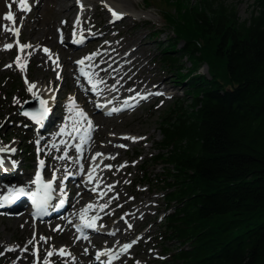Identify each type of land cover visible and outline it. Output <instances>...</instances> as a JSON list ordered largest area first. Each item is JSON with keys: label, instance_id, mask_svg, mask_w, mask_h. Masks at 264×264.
<instances>
[{"label": "trees", "instance_id": "16d2710c", "mask_svg": "<svg viewBox=\"0 0 264 264\" xmlns=\"http://www.w3.org/2000/svg\"><path fill=\"white\" fill-rule=\"evenodd\" d=\"M176 13L161 11L172 33L162 60L183 97L153 158L171 210L164 263L264 264V0H250L245 19L229 0H176Z\"/></svg>", "mask_w": 264, "mask_h": 264}, {"label": "rangeland", "instance_id": "374dc122", "mask_svg": "<svg viewBox=\"0 0 264 264\" xmlns=\"http://www.w3.org/2000/svg\"><path fill=\"white\" fill-rule=\"evenodd\" d=\"M30 1L34 5V10L31 13L21 11L24 16L19 18L16 26H14L18 27L19 31H24L22 39L25 36L30 37L31 29L26 24L28 20L30 23L32 22L34 13L37 12V0ZM135 1L137 3L133 2L129 6L126 5L124 7L126 12L132 17L131 21L127 24L122 22L115 23V27L111 30L107 39L113 37L115 42L120 43L126 36L125 38L133 41L131 46L119 51V55H124L135 48L136 57L138 58L134 62L133 68H131L132 58L130 56L125 57V65H120L122 70L129 74L128 79L132 78V81L127 84L128 87H135L136 82L143 81L144 91L152 84H156L160 86L159 91L165 94L153 95V98L141 101L140 104L132 109L116 114L103 116L95 109L92 111L95 115L100 114L102 117L101 122L95 126L96 132L94 133L97 143L102 142L103 137L109 133L125 135L131 139L136 138L135 142L132 139L133 144L119 142V145H125V147H120L119 152L114 151L107 154L111 157L119 155L117 161L114 164L107 162L103 165L111 169L106 174L105 187L108 186L112 189L113 194L110 199L117 198V202L109 207L108 212L110 215L107 216V213L96 215L99 218L102 217L97 222L101 232L91 233L85 237L84 241L88 245L84 246L82 254L80 249L84 244L75 245L80 240L75 223L72 224L73 230L71 233H69V230L64 231V228L56 232V229L60 226L59 218L36 224L28 215L23 203L19 205L20 208H23L22 211H19L20 208L13 207V205L0 209V264H45L46 260L50 261V264H106L104 263L105 258L102 257L98 258V262L94 261L97 259L96 256L90 259L89 251L91 250V253L98 255V252L102 249L115 247L121 249L128 243H131L132 246L130 245L128 250L123 253L125 258L112 264H165L163 260L164 239L162 238L160 227L169 210L167 211L166 209L162 184H159V179L164 178V169L162 166L156 165L153 158L157 153L155 144L161 139L159 129L162 119L169 108L177 100H180L179 98L183 97L182 86L177 82L178 70L167 66L162 60V48L172 33L162 25L161 11L162 9H170L172 13L177 14L176 0ZM191 1L195 2V0H188V2ZM229 2L238 4L239 12L243 19L249 16L250 0H229ZM16 5L19 8V0H16ZM13 10H15V7L8 0L0 1V27H7V22L3 17ZM90 18V15L86 17V22H89ZM9 28L11 29L12 27L9 26ZM89 30L92 37L75 47L72 44L73 40L65 36L63 30L59 27L60 48H70V50L79 51L86 48L87 44L97 38L103 40L104 32L97 31L95 28ZM161 30H164V32H160ZM94 31H97V33L94 34ZM20 38V33L18 38L13 34L5 38L0 30V48L5 49L6 45H13L11 50H4L0 53V148L6 147L14 153L6 159L8 163H11L16 168H14L15 173H4V167L0 166V197L12 187L22 188L23 183L33 181L34 174L39 170L38 165L41 160L44 161V172L48 179H51L54 174L67 177V172H63L62 166L57 164L61 157L66 156L67 152L62 150L53 154L51 150L43 151L42 140L46 138L47 132H58L57 128L62 124L63 120L70 116L68 102L71 97L76 95L77 85L69 78L65 80L60 71L58 72V82L52 80V75L49 74L48 82H46L56 85L54 89L58 93V106L49 112L48 117L45 119L46 121L39 124V126H37L36 122L34 123L27 117L22 116L20 108L26 101L35 98L28 91V84L32 82L28 78V74L42 79L44 78L42 76L43 73H47L31 65L30 52H27L29 55L26 61V71L22 72L17 67L15 61L17 56H21L17 39L19 40V45L30 44L27 41L23 42ZM182 44L179 43V46ZM44 47L46 48V46ZM87 50L90 51L78 54L75 63H73L76 68L78 67L76 62L80 58H85V56L93 52L91 48ZM53 54L57 55L58 52L54 51ZM181 63L186 68L190 67V63L186 59H183ZM7 65L12 66L6 67ZM59 67L60 63L56 68L58 69ZM142 69L145 72L143 71L140 74L139 72ZM198 72L208 77L210 76V70L207 65L199 68ZM75 77L76 84L80 86V91L85 90L87 92V85L83 83L84 77L82 76L81 78L78 73L75 74ZM126 81L121 80L120 82L124 84ZM131 92L133 91H129L127 94ZM90 100H94L93 96L90 97ZM56 119H60V121L55 126H52L50 120L55 122ZM45 123H48V125H45ZM49 140L55 143L56 137ZM91 150L92 154L96 153L93 152V147ZM76 154L74 152L72 155L73 159H75ZM91 155L89 163L93 162ZM113 167L115 169H112ZM113 185L116 188L112 187ZM87 187L91 188V185H87ZM77 189L78 183L74 181L68 191L66 190L69 198L66 206L76 196L75 191ZM125 202H128L129 205L123 207ZM102 206H105L103 208H108L110 205L105 201ZM132 206L138 208L139 211L132 218H128L125 214L134 209H131ZM20 215L22 217H19ZM118 220H121L123 224L121 228L117 226L115 229V221ZM111 233L113 235L110 236ZM122 234L126 235L124 240L119 239ZM42 238H46L47 242L44 243L45 241ZM106 238L111 239L112 242L109 243ZM30 241L31 243H29ZM60 249L67 250V254L70 255L60 256ZM37 250L39 252V260L34 255ZM48 252H52L53 255L49 257L47 255ZM85 257H89V260L86 261Z\"/></svg>", "mask_w": 264, "mask_h": 264}, {"label": "bare ground", "instance_id": "6f19581e", "mask_svg": "<svg viewBox=\"0 0 264 264\" xmlns=\"http://www.w3.org/2000/svg\"><path fill=\"white\" fill-rule=\"evenodd\" d=\"M1 1V0H0ZM12 5H14L15 10L11 11L15 17V25H13L11 22H7V27L11 26L12 28L16 26V22L19 18L23 17V13L19 10V8L16 5V0H8ZM135 3V0H37L36 3V10L37 12L34 13V18L30 21H27L26 26H30V37L25 36L22 39V36L24 34V31L20 30V40L23 42L27 41L30 42L32 45L31 48L25 49L23 53H21L22 63L24 62V58H28V53H31V65H33L34 68H38V70L45 71L47 74L43 73V77H40L42 79L34 77V75H29L28 78L32 80L31 84H35L36 87L30 92L32 95L35 93L36 95H33L35 98H40L41 100L47 101L46 107L50 109V111H53L55 107L58 106L57 103V96L58 93L54 89L56 85H52L47 83L48 82V75H52V80H55V82H58V72L60 71L63 74V77H65V80L67 78L71 79L73 83H75L77 93L68 102V109L69 105L74 100L76 109L82 110L85 115L87 116L88 121H91L92 127L91 129L88 128L87 122H83L79 125L80 132L75 133L77 136L84 137L86 140L91 141L93 145H97L98 149L95 154L92 155V165L89 168V173L93 168H97V170L92 173L94 176V179L91 182H88V174L86 176H76V172L79 169V165L75 159L72 158V155L74 152H76L77 146H75L73 143L69 147L68 150L69 155L66 154V158L61 159L58 161V165L62 166L63 172H67L68 179L66 180V177L57 176L55 174V180L53 182V187H57L61 189V186L63 187L62 190L66 192L70 188V185L75 181L78 183V189L75 191L76 196L72 198L70 201L71 203L66 207V209L61 213V215L58 217L60 219V226L58 229H56V232L61 231L63 228L64 231H68L71 233L73 230L72 224L75 222L77 223V228L79 227V230L84 231V224L92 222L93 219L97 218L98 216H94L96 209H101L102 203L107 201L110 206L108 208H103L101 210V214L107 213V216L110 215L108 210L109 207L113 206L117 202V198L111 200L110 196H112V189H110L108 186L105 187V180L106 174L109 170L104 164L107 162H111L114 164L117 161V158L119 155L115 156V159H110L107 154L113 153L114 151L119 152L120 147H118L119 142H125L133 144L131 138L125 136V135H116V134H107L103 137V141L100 143H97V141L94 140V132L95 126L101 122V115L107 116L111 114H104L100 108L96 107L94 103L98 101L102 95H104L106 98L105 100H102V102L106 103V110L112 111L116 108H123V111L132 109L134 106L140 104L139 102L143 99L147 98H153V95H146L145 93H137L136 95L130 94L128 96L127 93L129 91L133 92H144L145 86H143L142 82H136L135 87H128L127 84L132 81V78L129 80V74L125 73L122 68L120 67L121 64H124V59L126 56H130L132 58L131 60V68H133L134 62L138 60L135 53V48L133 50H130L127 54L119 55V51L131 46L133 41L128 40V38H123L120 43L115 42L113 40V37L108 38L111 30L115 27V23L122 22L123 24H127L131 21V15L126 12V5H130L131 3ZM28 3L30 1L28 0ZM137 3V2H136ZM81 5L83 6L81 8ZM107 5V7H106ZM109 7L115 10L117 13L123 14V19L120 20H113V17L111 13L109 12ZM91 16L90 21L86 22L85 18L88 16ZM95 15V16H94ZM1 19V18H0ZM61 27L63 32L65 33V36H68L69 39H72L73 41H77L80 43H83L82 41L85 39H90L92 37L90 30L95 28L97 31L104 32L105 36L103 37V40L100 38H97L95 41H91L89 44H87L86 48L76 51V50H70V48L62 49L60 48V41H59V33L58 28ZM0 30L5 38H8L12 32L5 31L4 27H0ZM72 30V31H71ZM86 30V31H84ZM97 31H94V34L97 33ZM88 41V40H85ZM46 46V48L44 47ZM74 47V46H73ZM76 47V46H75ZM93 51L89 55L85 56V58H80L78 60L84 61V64L81 65L80 63H77V68L73 65L75 63L76 58L78 54L84 51H90L87 49H90ZM48 49L49 53L51 55V58H49V54H46L43 50ZM4 51V48H0V53ZM58 52L57 55L53 54V52ZM80 53V54H81ZM88 57H93L92 59H88ZM55 61V62H54ZM60 67L57 69V65ZM125 65V64H124ZM81 69L83 71L87 72L89 75L86 77L81 74ZM145 72L144 69H142L139 73L142 74V72ZM79 76L84 77L83 83L87 85V82L91 78H97L98 84L91 90L85 92L80 91L79 85L76 84V77L75 74ZM121 80H127L124 84H121ZM47 81V82H46ZM87 81V82H86ZM43 82V83H42ZM45 82V86H44ZM30 84V83H29ZM28 84V85H29ZM89 86V85H87ZM102 94V95H101ZM91 95V96H90ZM97 97L95 101H91L90 97ZM145 99V100H146ZM81 100V101H80ZM107 101V102H106ZM98 106V105H97ZM62 109V107H61ZM95 109L98 113V115H95L92 111ZM117 109V113L118 112ZM120 110V109H119ZM122 111V112H123ZM78 119L75 116V112H70V117L65 118L62 122H66L65 124H72L71 128L74 127L73 121ZM48 121V120H47ZM60 119L50 120V124L53 126L58 123ZM54 122V123H53ZM41 124V123H40ZM48 125V123H45V125ZM61 124V125H62ZM60 125V126H61ZM39 126V124H37ZM60 126L57 129H60ZM69 126V125H68ZM56 130V129H55ZM69 130V127L68 129ZM48 131V126H47ZM56 137V142L53 143L49 139H53ZM62 137L61 132L54 131L53 133H48L45 139L42 140L43 145V151L51 150V152L57 153L61 152L63 150L62 147H58V140H60ZM127 137L128 139H125ZM69 141V140H68ZM87 144V147L88 145ZM6 148V147H1ZM8 149V148H7ZM12 151L8 149L7 152H0V155L2 156L3 164L0 165L7 169L15 170L16 168L11 163H8L7 157H10V155H13ZM47 154V153H46ZM99 154V155H98ZM12 167V168H11ZM15 168V169H14ZM39 170L44 169L40 166V163L38 165ZM112 169H115L114 167ZM71 172V173H70ZM35 181V176H34ZM53 177L46 181L45 183L52 181ZM33 181V182H34ZM87 185H91L92 187L89 188ZM115 187L116 186H112ZM66 189V190H65ZM17 188L12 192V196L16 193ZM72 192V191H71ZM55 193V190H54ZM63 195V194H62ZM1 201H4L1 200ZM59 204V202H58ZM56 205L54 208L56 211L59 207V205ZM89 205L92 207L89 208ZM129 203L125 202L123 207L128 206ZM134 208V209H133ZM132 211L125 214L126 217L132 218L138 211V208H135V206H132ZM119 210V209H118ZM83 215V220L81 219V216ZM96 215V214H95ZM19 217H22L20 215ZM57 218V219H58ZM77 219V220H76ZM78 221V222H77ZM123 222L121 220L115 221V229L117 226L122 227ZM76 227V225H75ZM114 231V230H113ZM95 232V231H94ZM80 233V231H79ZM78 234V231H77ZM113 235L112 233L110 236ZM126 235H123L119 237V239H125ZM107 241L110 243L112 242L111 239L106 238ZM45 243V242H44ZM84 244L81 249L80 253L82 254L84 251V246L88 243H86L83 239L79 240L78 244L75 243V245ZM125 245H131V243L125 244ZM132 246V245H131ZM76 247V246H75ZM91 251V250H90ZM89 251V257L90 259H93L94 256H96L97 259H95V262H98V258L102 257L105 258L104 261L112 264L116 263L117 261H122L124 257L123 247L119 249L118 247L112 248V249H102L98 252V255H94ZM67 253V250H65ZM115 256L116 258H112ZM56 257V255H54ZM89 257H85L86 261L89 260ZM74 261V260H73Z\"/></svg>", "mask_w": 264, "mask_h": 264}, {"label": "snow or ice", "instance_id": "6c2138e0", "mask_svg": "<svg viewBox=\"0 0 264 264\" xmlns=\"http://www.w3.org/2000/svg\"><path fill=\"white\" fill-rule=\"evenodd\" d=\"M78 2H79V0H78ZM9 7H10V5H9ZM82 7L83 6L81 5V8ZM106 7H107V5H106ZM19 10L20 11H23L25 13L31 11V7H30V5L28 3V0H19ZM108 10H109V12L112 15L113 20L123 19V14L122 13H117L115 10H113L110 7H109ZM3 19L5 21H9L13 25H15V17H14V15H13V13L11 11H9L3 17ZM4 30L5 31L12 32V34L14 36H16L17 38L19 37V28L18 27H14V28H11V29L10 28H4ZM17 45L19 46V51L21 53H23L25 49H28V48H31L32 47V45H30V44H27V45H19V40L18 39H17ZM12 47H13V45H11V44L6 45V47H5L4 50H6V51L7 50H11ZM43 51L46 54H49V58H51V55H50L48 49H44ZM92 58L93 57H88L89 60L92 59ZM21 61H22L21 56H17V59H16L15 63L17 65V67L23 72V71H26V67H27L26 61H27V58H24V62L23 63ZM78 63H80L81 65H83L84 64V61L81 60ZM11 66L12 65H7L6 67H11ZM81 74L84 75V76H86V77L89 75L87 72L83 71V69H81ZM25 82L28 83L27 80H25ZM35 87H36L35 84H29L28 85V91L32 92V90ZM33 95H36V94L33 93ZM40 104H41V109H40V111L38 113H35V114L24 113V115L30 116L33 120H35V122L37 124L43 123V121L48 117L49 112H50V109L48 107H46L47 101L40 100ZM69 111L70 112H75V116L78 118V119H76V120L73 121V125H74V127L72 129L73 132L79 133L80 132L79 125L82 124L83 122H87L88 128L91 129V127H92L91 121H88L87 116L85 115V113L82 110L76 109V105H75L74 100L69 105ZM112 111H117V109H113ZM61 134H66L64 129L61 130ZM125 139H128V138L125 137ZM132 139L135 142V139L136 138H132ZM81 141H82V143H87V140L84 137H81ZM118 147H125V145H118ZM76 150H77V152H79L81 149L78 146ZM7 151H8L7 148H0V152H7ZM64 158H66V156L65 157H61V159H64ZM109 158L110 159H115V157H109ZM2 164H3V161L0 160V165H2ZM43 165H44V161L41 160L40 161V166L43 167ZM108 167H110V166H108ZM95 171H96V169L93 168L91 170V172L89 173V175H88V182H91L94 179V176L92 175V173H94ZM54 180H55V174L53 175V180L52 181H49L47 183H44L42 181V179H41L40 173H37L36 180H35V183L37 184V191L31 192L30 195H31L33 204L35 205L36 210L38 212H43V211L46 210V206H47L49 200L51 199V191H52V186H53ZM28 194L29 193H26L24 188H20V189H17L16 190V193L11 197V199H15L19 195H28ZM9 199H10L9 197H5L4 198V201H0V207H4L5 202H8ZM91 207L92 206L89 205V208H91ZM103 207H105V206H101V210H103ZM81 219L83 220V215L81 216ZM94 226H95V219H93L92 222H90V223L84 224V227H86V228H94ZM42 239H44L45 243L47 242V239L46 238H42ZM29 243H31V241ZM129 247H130V245H124L123 246V251L126 252ZM25 250H27V249H25ZM66 254L67 253L65 252L64 249H60V251H59V255L60 256H65ZM34 255H36L38 257V260H39V252H38V250L34 253ZM47 255L49 257H51L53 255V253L52 252H48ZM67 255H70V254H67ZM112 258L114 259L116 257L113 256ZM45 264H50V261H47L46 260L45 261Z\"/></svg>", "mask_w": 264, "mask_h": 264}, {"label": "water", "instance_id": "95a60500", "mask_svg": "<svg viewBox=\"0 0 264 264\" xmlns=\"http://www.w3.org/2000/svg\"><path fill=\"white\" fill-rule=\"evenodd\" d=\"M41 105L40 104V99L39 98H34L26 102V104L20 109V113L24 115V113H31L35 114V109L36 106ZM26 116V115H24ZM29 117L31 120H33L30 116Z\"/></svg>", "mask_w": 264, "mask_h": 264}]
</instances>
